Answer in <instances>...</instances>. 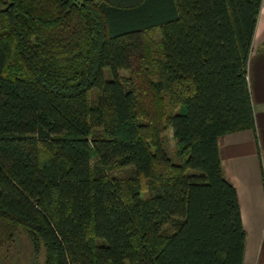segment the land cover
<instances>
[{"label":"trees","instance_id":"obj_1","mask_svg":"<svg viewBox=\"0 0 264 264\" xmlns=\"http://www.w3.org/2000/svg\"><path fill=\"white\" fill-rule=\"evenodd\" d=\"M262 1L0 0V246L23 228L43 264H244L219 140L255 128Z\"/></svg>","mask_w":264,"mask_h":264},{"label":"crops","instance_id":"obj_2","mask_svg":"<svg viewBox=\"0 0 264 264\" xmlns=\"http://www.w3.org/2000/svg\"><path fill=\"white\" fill-rule=\"evenodd\" d=\"M248 66L255 128L222 136L220 157L238 192L247 235L244 264H264V0Z\"/></svg>","mask_w":264,"mask_h":264},{"label":"rangeland","instance_id":"obj_3","mask_svg":"<svg viewBox=\"0 0 264 264\" xmlns=\"http://www.w3.org/2000/svg\"><path fill=\"white\" fill-rule=\"evenodd\" d=\"M123 76H128L126 70L120 72ZM167 145L170 156L175 157V141L173 131L167 132ZM132 167L114 172V175H131ZM45 261V250L39 255L34 253L30 238L23 228H20L9 245L0 246V264H43Z\"/></svg>","mask_w":264,"mask_h":264}]
</instances>
